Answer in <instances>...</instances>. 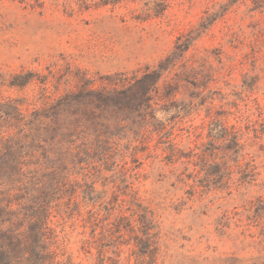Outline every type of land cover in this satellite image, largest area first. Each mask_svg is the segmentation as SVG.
<instances>
[{"label": "rangeland", "instance_id": "1", "mask_svg": "<svg viewBox=\"0 0 264 264\" xmlns=\"http://www.w3.org/2000/svg\"><path fill=\"white\" fill-rule=\"evenodd\" d=\"M181 36L150 104L47 121L54 264H264V0H0V103L139 79Z\"/></svg>", "mask_w": 264, "mask_h": 264}, {"label": "trees", "instance_id": "2", "mask_svg": "<svg viewBox=\"0 0 264 264\" xmlns=\"http://www.w3.org/2000/svg\"><path fill=\"white\" fill-rule=\"evenodd\" d=\"M182 36L177 40L173 54L160 61L155 68L146 67L139 79L120 75L111 87L103 91H78L61 96L45 109L29 111L14 101L0 103V264H54L55 253L50 252V202L47 201L49 185L40 181L48 174L47 155L41 153L49 142L47 121L60 115V111L80 102L81 94L109 98L115 94L142 91L150 104L153 92L166 76V63L173 65L174 54L181 48ZM47 114H51L48 116ZM63 126V125H62ZM75 128L65 125L53 133L62 138L72 137ZM38 133V134H37ZM53 137V136H52ZM32 204H35L32 206ZM54 255V257H53Z\"/></svg>", "mask_w": 264, "mask_h": 264}]
</instances>
